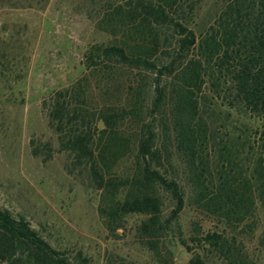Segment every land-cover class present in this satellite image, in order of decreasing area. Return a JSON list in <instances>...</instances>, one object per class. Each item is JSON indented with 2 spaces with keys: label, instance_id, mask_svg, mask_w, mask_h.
I'll list each match as a JSON object with an SVG mask.
<instances>
[{
  "label": "trees",
  "instance_id": "16d2710c",
  "mask_svg": "<svg viewBox=\"0 0 264 264\" xmlns=\"http://www.w3.org/2000/svg\"><path fill=\"white\" fill-rule=\"evenodd\" d=\"M205 1L89 0L106 40L42 109L111 236L137 217L133 237L155 264H176V233L196 249L186 264H264V0H215L203 14ZM31 147L52 159L51 142ZM0 264L92 262L0 208Z\"/></svg>",
  "mask_w": 264,
  "mask_h": 264
},
{
  "label": "rangeland",
  "instance_id": "374dc122",
  "mask_svg": "<svg viewBox=\"0 0 264 264\" xmlns=\"http://www.w3.org/2000/svg\"><path fill=\"white\" fill-rule=\"evenodd\" d=\"M215 2L206 0L202 13ZM93 10L89 0H0V208L25 217L53 247L81 250L92 264H107L109 255L155 264L133 237L137 217L127 230H118L119 237L109 234L98 210L99 192L84 173L67 172L66 156L42 109L53 92L84 73L86 50L106 40L95 27ZM33 139L51 142L52 159L32 155ZM167 207L169 212L173 204ZM192 216L180 218L187 240ZM172 239L175 259L182 242L179 233Z\"/></svg>",
  "mask_w": 264,
  "mask_h": 264
},
{
  "label": "water",
  "instance_id": "95a60500",
  "mask_svg": "<svg viewBox=\"0 0 264 264\" xmlns=\"http://www.w3.org/2000/svg\"><path fill=\"white\" fill-rule=\"evenodd\" d=\"M102 128H106V124L103 120H100L98 124V129L101 130ZM178 246H179V251L175 255L174 262L176 264H184L191 259L192 252L182 243H179ZM180 254L183 255L181 259L179 258Z\"/></svg>",
  "mask_w": 264,
  "mask_h": 264
}]
</instances>
